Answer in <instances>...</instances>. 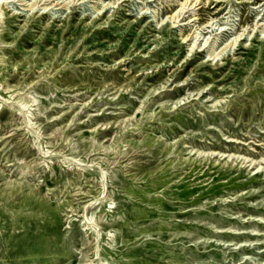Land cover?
Masks as SVG:
<instances>
[{"label":"rangeland","instance_id":"1","mask_svg":"<svg viewBox=\"0 0 264 264\" xmlns=\"http://www.w3.org/2000/svg\"><path fill=\"white\" fill-rule=\"evenodd\" d=\"M183 2L0 0V264H264V0Z\"/></svg>","mask_w":264,"mask_h":264},{"label":"bare ground","instance_id":"2","mask_svg":"<svg viewBox=\"0 0 264 264\" xmlns=\"http://www.w3.org/2000/svg\"><path fill=\"white\" fill-rule=\"evenodd\" d=\"M188 1H189V0H185V2H183V3H181V4L185 6V5L188 3ZM199 1H200V0H199ZM190 2H193V5L196 6L198 0H190ZM198 4H199V3H198ZM198 4H197V5H198ZM190 5H191V4H190ZM193 7H194V6H193Z\"/></svg>","mask_w":264,"mask_h":264}]
</instances>
